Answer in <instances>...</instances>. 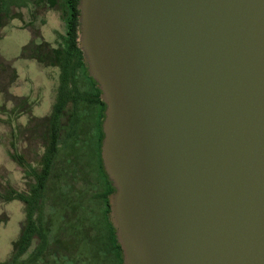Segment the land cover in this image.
Listing matches in <instances>:
<instances>
[{
  "label": "water",
  "instance_id": "obj_1",
  "mask_svg": "<svg viewBox=\"0 0 264 264\" xmlns=\"http://www.w3.org/2000/svg\"><path fill=\"white\" fill-rule=\"evenodd\" d=\"M122 264H264V0H78Z\"/></svg>",
  "mask_w": 264,
  "mask_h": 264
},
{
  "label": "rangeland",
  "instance_id": "obj_2",
  "mask_svg": "<svg viewBox=\"0 0 264 264\" xmlns=\"http://www.w3.org/2000/svg\"><path fill=\"white\" fill-rule=\"evenodd\" d=\"M65 33L64 0H0V264L7 262L14 253L25 222L23 203L6 201L3 196L9 191L28 193L33 183L28 170L37 168L43 153L47 119L59 83V69L31 59L29 50L45 44V54L50 55L51 50L62 47ZM24 48L27 49L25 54ZM79 87H86L81 79ZM95 110L91 106L89 112H79L80 118L84 117L87 122H81L75 140L65 137L69 131L65 120H69L72 112L70 105L66 108L57 169L48 181L43 207L48 246L36 257L35 264H105L100 254L96 258L97 238L103 234V228L99 220L96 222V213L86 207V203H91L84 200L88 211L77 222L75 216L80 218L81 215L70 213L66 206L68 201L58 198L65 192L56 191L62 187L56 177L59 170L70 172L76 162L81 166L94 163ZM83 184L84 181L73 183V190L79 192ZM88 187L86 185V189ZM67 194L68 200L74 201V194ZM82 222L91 229L84 231ZM37 246L38 240L34 238L19 262L29 264Z\"/></svg>",
  "mask_w": 264,
  "mask_h": 264
},
{
  "label": "trees",
  "instance_id": "obj_3",
  "mask_svg": "<svg viewBox=\"0 0 264 264\" xmlns=\"http://www.w3.org/2000/svg\"><path fill=\"white\" fill-rule=\"evenodd\" d=\"M64 4L66 33L62 47L51 50L50 55L45 54V44L31 47L29 50L31 59L41 64L57 67L60 75L55 102L47 119L43 153L38 161L37 168L30 167L28 170L33 183L29 187L28 193H14L9 191L3 196L4 200H17L23 203L25 207V223L15 243L14 253L3 264H23L24 262H19V259L26 253L34 238H37L38 246L34 253L31 254L29 264H35L36 257L47 250L48 243L45 234L47 227H44L43 217L45 193L48 181L53 176V173H56L59 140L62 133V119L69 105L71 106L72 112L69 120H65L69 129L65 137L68 139L75 138V140L78 139L77 134L80 132L78 130L79 125L84 120V117L80 118L79 112L86 111L89 106H97L95 123L97 132L96 149L93 164L81 166L76 162L70 172L68 170L67 172L66 170L58 171L56 177L59 180L58 183L62 182V187L56 191L59 192L61 190L65 194L62 196L57 195L60 196L58 197L59 201H61V198L62 200L68 201L66 206L70 209V213L74 215L79 213L81 215L80 218L79 216H75L74 219L77 222H80V219L85 217V213L88 211L86 207L89 210L92 206H99L98 204L104 207L103 219L105 229L103 234H100L97 238L99 251L96 253V258L100 254L99 258L105 264H122L121 251L117 245L114 230L108 223L107 218L109 211L107 197L113 193V188L110 187V183L104 174L100 159V144L103 137L101 122L105 106L100 101V91L97 89L96 84L87 75L85 65L83 64L82 53L77 48L78 0H64ZM25 50L27 49L24 48V54L26 53ZM80 79L85 82V89H80ZM79 181L80 183L84 181L83 188L79 192H76L73 190V183L75 184ZM86 185H89L88 189H86ZM92 185L94 188H92ZM95 190L97 191L94 194ZM67 193L74 194V201L70 200V198L68 200L69 194ZM84 200H88L91 205L86 203L85 207L83 204ZM84 222H82V225ZM84 224L85 227H82L83 230H89L88 225L86 223Z\"/></svg>",
  "mask_w": 264,
  "mask_h": 264
},
{
  "label": "flooded vegetation",
  "instance_id": "obj_4",
  "mask_svg": "<svg viewBox=\"0 0 264 264\" xmlns=\"http://www.w3.org/2000/svg\"><path fill=\"white\" fill-rule=\"evenodd\" d=\"M101 101V100H100ZM92 106H94L95 108H96V110H97V106L96 105H92ZM90 108H91V106H89L87 109H86V111H88L89 112V110H90ZM96 110H95V114H94V117H95V119H94V124H93V129L96 131V127H95V123H96ZM104 111V110H103ZM84 121H86L87 122V120H84ZM95 136H97V132H96V135ZM95 138H97V137H95ZM95 147H96V140H95ZM109 182V181H108ZM91 187V186H90ZM110 187H111V185H110ZM92 188H94V186L92 185ZM112 188V187H111ZM94 190V189H93ZM96 191L97 190H95L94 191V194L96 193ZM111 195V194H110ZM109 195V196H110ZM108 196V197H109ZM108 197H107V204H108ZM98 203H100L98 200H96ZM99 206H92V208H90V210L89 211H94L95 213H96V215H97V217H96V222L98 223V220H99V222H100V224H101V226H102V228H103V232H104V229H105V227H104V224H105V222H104V219H103V211H104V207H102L100 204H98ZM108 209H109V206H108ZM108 215H109V211H108V214H107V218H108V223L110 224V222H109V217H108ZM25 223V222H24ZM111 225V224H110ZM23 226H24V224H23ZM23 226H22V228H23ZM90 228V227H89ZM91 229V228H90ZM22 230V229H21ZM114 230V229H113ZM114 235H115V233H114ZM99 236V235H98ZM116 239V238H115ZM118 245V244H117ZM121 260H122V256H121Z\"/></svg>",
  "mask_w": 264,
  "mask_h": 264
}]
</instances>
